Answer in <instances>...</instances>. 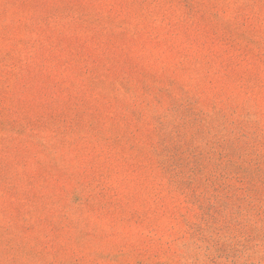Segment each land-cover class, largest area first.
Masks as SVG:
<instances>
[{
    "label": "rangeland",
    "instance_id": "374dc122",
    "mask_svg": "<svg viewBox=\"0 0 264 264\" xmlns=\"http://www.w3.org/2000/svg\"><path fill=\"white\" fill-rule=\"evenodd\" d=\"M0 264H264V0H0Z\"/></svg>",
    "mask_w": 264,
    "mask_h": 264
}]
</instances>
